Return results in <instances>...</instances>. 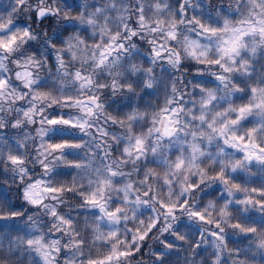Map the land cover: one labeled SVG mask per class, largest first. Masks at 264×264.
Masks as SVG:
<instances>
[{"label": "clouds", "instance_id": "1", "mask_svg": "<svg viewBox=\"0 0 264 264\" xmlns=\"http://www.w3.org/2000/svg\"><path fill=\"white\" fill-rule=\"evenodd\" d=\"M0 264H264V0H0Z\"/></svg>", "mask_w": 264, "mask_h": 264}]
</instances>
